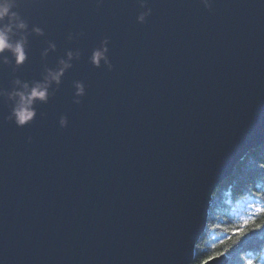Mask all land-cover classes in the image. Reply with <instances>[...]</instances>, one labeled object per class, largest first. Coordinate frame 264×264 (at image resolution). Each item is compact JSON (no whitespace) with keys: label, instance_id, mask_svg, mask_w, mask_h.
I'll return each instance as SVG.
<instances>
[{"label":"water","instance_id":"water-1","mask_svg":"<svg viewBox=\"0 0 264 264\" xmlns=\"http://www.w3.org/2000/svg\"><path fill=\"white\" fill-rule=\"evenodd\" d=\"M149 7L141 24L138 0H21L44 33L15 73L0 65V88L81 56L31 123L5 120L0 97V264H191L213 190L264 143V0ZM105 36L112 70L88 59Z\"/></svg>","mask_w":264,"mask_h":264},{"label":"clouds","instance_id":"clouds-1","mask_svg":"<svg viewBox=\"0 0 264 264\" xmlns=\"http://www.w3.org/2000/svg\"><path fill=\"white\" fill-rule=\"evenodd\" d=\"M97 6L104 3V0H95ZM205 8L212 9L214 0H200ZM140 11L136 20L138 23H145L147 17L152 14V8L149 7V0H138ZM19 0H0V65H11L12 71L15 73L17 69L28 59L29 36L35 33L43 35L44 29L39 25L33 24L29 27L28 20L24 18L17 10ZM81 30L78 33H69L68 39L83 36ZM56 50V44L48 41V46L42 52V57H47L49 52ZM9 53L10 55L6 54ZM81 56L80 50H66L64 56L57 60L54 68L46 67L44 74L40 79L23 80L19 76L12 80L11 89L0 88V97L6 98L11 102L10 112L6 117L7 121H14L17 127H23L31 123L37 116V102L46 103L50 95H54V91H50L55 85L58 89L62 83V77L67 69L72 66L74 59L78 60ZM90 63L99 68L105 65L112 70L114 65L109 57V37L105 36L99 45L92 49L91 55L88 57ZM73 103L80 104L81 97L86 95V85L83 80L73 81ZM43 116L44 113H41ZM69 120L67 115L59 117V126L65 128L68 126ZM28 142L32 137L29 136ZM256 211L264 212L259 206H255ZM244 223H249L245 220ZM255 228H259V223H253ZM249 257V256H248ZM246 264H264V250L246 259Z\"/></svg>","mask_w":264,"mask_h":264},{"label":"trees","instance_id":"trees-1","mask_svg":"<svg viewBox=\"0 0 264 264\" xmlns=\"http://www.w3.org/2000/svg\"><path fill=\"white\" fill-rule=\"evenodd\" d=\"M255 206L264 208V143L249 150L213 190L191 264L219 254L228 257L226 264H246L247 258L264 250V212Z\"/></svg>","mask_w":264,"mask_h":264},{"label":"snow or ice","instance_id":"snow-or-ice-1","mask_svg":"<svg viewBox=\"0 0 264 264\" xmlns=\"http://www.w3.org/2000/svg\"><path fill=\"white\" fill-rule=\"evenodd\" d=\"M21 3V0H19V4ZM262 209V211H264V208H261Z\"/></svg>","mask_w":264,"mask_h":264}]
</instances>
